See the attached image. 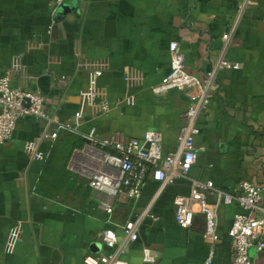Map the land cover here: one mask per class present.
I'll return each mask as SVG.
<instances>
[{
    "label": "crops",
    "instance_id": "crops-1",
    "mask_svg": "<svg viewBox=\"0 0 264 264\" xmlns=\"http://www.w3.org/2000/svg\"><path fill=\"white\" fill-rule=\"evenodd\" d=\"M51 1L0 0V76L8 75L11 87L39 91L50 117L19 118L0 143V264H85L83 256L107 249L104 228L120 240L125 220L137 217V238L123 246L128 264H225L233 250L227 232L233 216L247 211L236 200L219 205V240L208 258L203 214L180 226L174 196L188 193L191 178L211 179L232 195L241 180L264 183V0H65V12L54 15ZM172 40L187 70L200 77L219 56L240 66L216 72L218 87L198 116L197 155L186 175L165 184L149 175L137 198L120 191L107 212L99 205L104 194L82 173L91 162L82 149L85 135L92 126L99 139L141 137L151 128L161 133L163 152L176 147L187 94L151 90L169 70ZM94 71L108 107L85 105L78 129L64 128ZM68 138L75 146L67 161L72 186L44 194L37 187L44 162ZM29 142L34 151L26 149ZM17 222L20 236L9 250ZM145 248L151 260L143 259ZM249 254L254 264H264V247H250Z\"/></svg>",
    "mask_w": 264,
    "mask_h": 264
},
{
    "label": "built area",
    "instance_id": "built-area-1",
    "mask_svg": "<svg viewBox=\"0 0 264 264\" xmlns=\"http://www.w3.org/2000/svg\"><path fill=\"white\" fill-rule=\"evenodd\" d=\"M65 0H52L50 3L53 15L59 10ZM54 21V18L53 20ZM223 46L229 44V33L222 34ZM169 70L161 79L151 85L155 94H161L169 89L186 92L188 106L180 112L181 125L176 136V147L168 152L161 150V133L148 128L141 137H127L125 139L110 135L98 138L92 126L86 138V147L91 162L82 166V173L87 177L86 183L104 194L99 205L110 212L113 208L111 198L124 191L130 198H137L142 191L146 178L150 175L165 184L176 177L185 176L191 164L196 159L195 136L199 132L198 116L207 106L218 87L216 72L220 68H238L240 63L219 56L212 64L205 76L200 77L187 70L183 54L176 40L168 45ZM96 72H91L86 86L79 90L80 104L74 113L73 122L63 123L67 129L77 130L85 105L98 102L102 108L108 107V102L100 95L96 85ZM26 116H37L50 119L43 105V96L39 91L23 90L9 85V76H0V143L13 135L16 121ZM57 128L50 132L55 138ZM98 143V144H97ZM26 149L34 151L32 142L26 144ZM78 151V150H76ZM39 155L38 152H34ZM207 195H214L209 200ZM264 199V183L251 180L239 182V192L232 195L216 188L211 179H190L188 193H178L174 196V215L177 223L182 227L192 224L195 212L204 216L203 238L209 245V256L214 251L215 243L219 240L217 231L218 208L222 203L236 200L241 208L247 212H236L228 229L233 239V250L225 264H254L249 254L250 247L257 251L264 247V206L260 200ZM138 220L127 219L122 226V238L118 240L116 231L111 227L102 230V241L106 250L96 254L83 256L85 264H128L122 256L126 242L137 238ZM21 224L17 222L11 229L6 247L11 250L19 239ZM153 257L145 248L144 260Z\"/></svg>",
    "mask_w": 264,
    "mask_h": 264
},
{
    "label": "trees",
    "instance_id": "trees-1",
    "mask_svg": "<svg viewBox=\"0 0 264 264\" xmlns=\"http://www.w3.org/2000/svg\"><path fill=\"white\" fill-rule=\"evenodd\" d=\"M72 140L68 138L58 149H53L46 158L43 172L37 183V187L44 194L62 191L72 186L73 174L67 168L68 158L75 147L70 146Z\"/></svg>",
    "mask_w": 264,
    "mask_h": 264
},
{
    "label": "water",
    "instance_id": "water-1",
    "mask_svg": "<svg viewBox=\"0 0 264 264\" xmlns=\"http://www.w3.org/2000/svg\"><path fill=\"white\" fill-rule=\"evenodd\" d=\"M67 6V3L66 1H64L61 5H60V8H59V12H65V8ZM85 142L89 143L90 140L87 138H84Z\"/></svg>",
    "mask_w": 264,
    "mask_h": 264
}]
</instances>
